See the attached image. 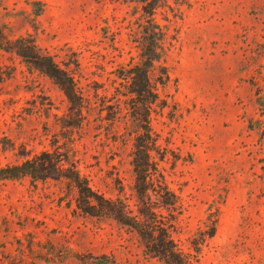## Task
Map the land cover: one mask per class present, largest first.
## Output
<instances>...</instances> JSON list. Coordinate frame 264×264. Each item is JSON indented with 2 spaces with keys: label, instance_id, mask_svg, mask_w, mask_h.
I'll use <instances>...</instances> for the list:
<instances>
[{
  "label": "rangeland",
  "instance_id": "374dc122",
  "mask_svg": "<svg viewBox=\"0 0 264 264\" xmlns=\"http://www.w3.org/2000/svg\"><path fill=\"white\" fill-rule=\"evenodd\" d=\"M148 2L168 33L151 73L150 127L154 161L179 198L174 239L188 251L217 221L197 264H264V0H0V43L35 41L70 64L86 98L72 111L53 79L0 45V171L60 150L94 191L135 204L143 128L123 77L140 62ZM117 99L112 121L102 109ZM80 201L66 180L0 172V264H164L134 230Z\"/></svg>",
  "mask_w": 264,
  "mask_h": 264
},
{
  "label": "trees",
  "instance_id": "16d2710c",
  "mask_svg": "<svg viewBox=\"0 0 264 264\" xmlns=\"http://www.w3.org/2000/svg\"><path fill=\"white\" fill-rule=\"evenodd\" d=\"M143 8L146 24L142 26V37L136 38L140 49V62L126 71L128 96L131 114L142 124L143 131L135 138L132 166L135 174L136 202L130 204L128 198L106 197L92 189L87 177L81 174L77 163L69 153L62 151H43L19 164L3 168L4 179H22L29 177L34 181H68L78 190L79 207L86 213L116 220L134 230L140 237L146 254L164 264H197L201 246L207 238L216 233V222L208 233L200 234V240H194L188 251H184L174 239L176 228L175 212L180 210L179 198L169 188L153 152L158 149L150 127L152 108L159 99L158 86L151 78L154 67L166 56L167 31L158 22L155 15L160 5L147 3ZM5 51L13 50L21 57L30 59V63L53 79L64 92L72 111L83 113L86 98L83 89L74 79L70 64L64 68L49 54H43L35 41L20 38L14 43H0ZM27 51H30L27 54ZM165 60V59H164ZM78 66V65H77ZM104 100L106 97H102ZM116 100L112 98L109 102ZM108 102V103H109ZM120 99L116 103L105 105L110 120L116 121L120 112ZM22 156L28 157L27 154ZM156 195V200L153 195ZM166 211L168 214L164 213Z\"/></svg>",
  "mask_w": 264,
  "mask_h": 264
}]
</instances>
